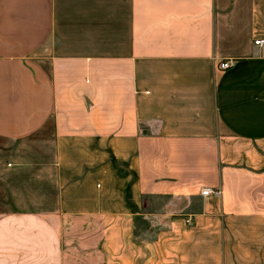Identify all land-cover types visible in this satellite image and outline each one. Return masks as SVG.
Wrapping results in <instances>:
<instances>
[{"label": "crops", "instance_id": "1", "mask_svg": "<svg viewBox=\"0 0 264 264\" xmlns=\"http://www.w3.org/2000/svg\"><path fill=\"white\" fill-rule=\"evenodd\" d=\"M0 264H264V0H0Z\"/></svg>", "mask_w": 264, "mask_h": 264}, {"label": "built area", "instance_id": "2", "mask_svg": "<svg viewBox=\"0 0 264 264\" xmlns=\"http://www.w3.org/2000/svg\"><path fill=\"white\" fill-rule=\"evenodd\" d=\"M254 42L256 44H261L263 42V39L261 38H255L254 39ZM231 63V60H228V59H223L221 60L219 63H218V66L220 68H226L230 65ZM201 194L202 195H208V194H212V193H217L218 192V189H215L213 187H210V186H204L201 188L200 190Z\"/></svg>", "mask_w": 264, "mask_h": 264}, {"label": "rangeland", "instance_id": "3", "mask_svg": "<svg viewBox=\"0 0 264 264\" xmlns=\"http://www.w3.org/2000/svg\"><path fill=\"white\" fill-rule=\"evenodd\" d=\"M164 201H165L164 197H154L150 201L149 205H148V203H146L145 208H147L150 212H153L155 210L160 209L162 204L164 203ZM147 202H148V200H147ZM155 226H159V225L156 224Z\"/></svg>", "mask_w": 264, "mask_h": 264}, {"label": "trees", "instance_id": "4", "mask_svg": "<svg viewBox=\"0 0 264 264\" xmlns=\"http://www.w3.org/2000/svg\"><path fill=\"white\" fill-rule=\"evenodd\" d=\"M138 232H137V230H136V234H137Z\"/></svg>", "mask_w": 264, "mask_h": 264}]
</instances>
